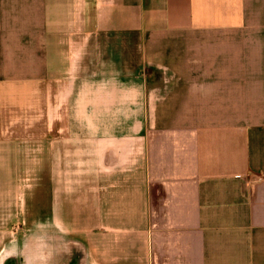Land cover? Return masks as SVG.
Instances as JSON below:
<instances>
[{"label": "crops", "instance_id": "crops-1", "mask_svg": "<svg viewBox=\"0 0 264 264\" xmlns=\"http://www.w3.org/2000/svg\"><path fill=\"white\" fill-rule=\"evenodd\" d=\"M42 89L49 155L76 121L100 138L102 172L51 200L86 263L264 264V0H0V255Z\"/></svg>", "mask_w": 264, "mask_h": 264}, {"label": "flooded vegetation", "instance_id": "flooded-vegetation-1", "mask_svg": "<svg viewBox=\"0 0 264 264\" xmlns=\"http://www.w3.org/2000/svg\"><path fill=\"white\" fill-rule=\"evenodd\" d=\"M142 74L148 77L152 76V73L145 70ZM157 75L159 76V74ZM75 123L79 126L80 135L72 143V147H68V151H65L63 147L59 160L56 153L51 152L50 168L43 175L39 173V170L37 175L32 176L30 179L34 186L31 192H26L27 210L18 227V241L21 242L23 248L33 246L32 240H35V243L42 241L40 246L46 248L47 253L55 250L54 253L58 254L55 256L54 253H51L46 260H40V264L86 263L82 242L68 235L66 226L59 222L56 212L51 207V200L56 189H60V193L64 195L68 182L82 181L85 178L95 180L97 173L102 172L98 167L101 165L99 160L103 154L101 147L96 145L100 138L92 135V130L87 128L88 122L85 120ZM116 156L114 153L105 154V157L110 160ZM43 168H46L45 165ZM57 183L61 188H57ZM41 261L43 262L41 263Z\"/></svg>", "mask_w": 264, "mask_h": 264}, {"label": "rangeland", "instance_id": "rangeland-1", "mask_svg": "<svg viewBox=\"0 0 264 264\" xmlns=\"http://www.w3.org/2000/svg\"><path fill=\"white\" fill-rule=\"evenodd\" d=\"M92 57L93 56H90V63H92V61H95L97 59V57H94V58H92ZM127 58L128 57H126L125 59H127ZM98 59L102 60L103 58L100 57ZM110 62L111 61L108 59V62H105V64H108ZM62 86H63V84H62ZM60 89H62V88H60ZM60 89L57 90L56 97L58 96ZM48 92L49 91L47 89H42V93H41V97H40V106H39L40 107V112H39L40 119H39V121L38 122L36 121L34 123L33 120H29L30 119V116H26V118H29V119L25 120L26 118H24L22 120H19V122H18V124H20V126H22V129L24 128V129H28L29 130V129L35 128L36 129V132H39V134H40L39 137L36 136L35 138H33L32 136H30V137L26 136L25 139H24L25 140L24 141V144L26 145V148H29L28 145H30V144L31 145L33 143L35 144V148H34L35 151H34V153L25 152V154H24V157H25V160H26V165H25V168H24V172H25L24 175H25V178H26L25 182H26V186H27L26 187V192L27 191L28 192H31V187H32V184H31L32 181L30 179L27 180V178H32V176L37 175V173L39 172V170H40L39 173L43 175V173L44 172H47V169L50 168V161L52 159H50V155H49V151H48L49 150V145L51 143L50 133L48 132V129L51 128L52 123L55 126L59 127V128H62V127L64 128L65 127V124H66L64 120L61 121L59 119H57V120L55 119V120L51 121L49 119V117H51L49 110L52 109V106H50V104H49L50 101H49ZM54 98H55V96H53V98L51 99V101H53ZM56 100H57V98H56ZM61 112H62V114L63 113H66V112L69 113L70 110L69 109L68 110L65 109V107L63 106L62 109H61ZM59 116L60 115L58 114V117ZM33 123H34V126H33ZM61 154H62V152H58L56 154L57 157H58V160L60 159ZM44 165H45L46 168H43ZM39 167H40V169H39ZM18 171L19 170H17L16 172L19 175V172ZM89 193H90V195H89L88 199H86L84 201V204L87 206L86 210H89V213H92V211L90 209H88V208H90L91 206H93V205H91V202L93 204V201H90V199L92 197L94 198L95 196L94 195H91V191ZM89 193L87 192L86 194H89ZM26 210H27V204H26L25 213H26ZM87 215H89V214L87 213ZM18 219L19 220L16 219V226L20 222H22V220L24 218L23 217H19ZM16 236H17V233L15 235L14 234H11V233L8 234V237H9L10 241L16 240V238H15Z\"/></svg>", "mask_w": 264, "mask_h": 264}, {"label": "water", "instance_id": "water-1", "mask_svg": "<svg viewBox=\"0 0 264 264\" xmlns=\"http://www.w3.org/2000/svg\"><path fill=\"white\" fill-rule=\"evenodd\" d=\"M18 239L14 240L13 242L9 243L8 245H6L0 256H4V254L7 255V262L8 264H17L18 261H20V256H21V252L18 249ZM31 243H33L31 247L29 248H24L23 251L25 253V257L26 260L31 261V260H46L47 258L50 257L51 253H54L55 250L49 251L47 253V249L44 247H41L40 245H42V241H37V243H35V240H32ZM36 246V247H35ZM55 256H57V253H54ZM86 260H87V255H86ZM84 264H88V263H84Z\"/></svg>", "mask_w": 264, "mask_h": 264}]
</instances>
